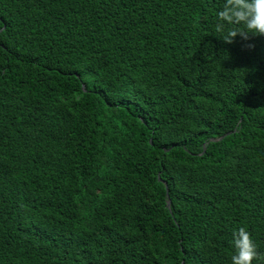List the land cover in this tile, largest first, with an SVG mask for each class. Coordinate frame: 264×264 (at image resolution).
Segmentation results:
<instances>
[{
  "label": "trees",
  "instance_id": "16d2710c",
  "mask_svg": "<svg viewBox=\"0 0 264 264\" xmlns=\"http://www.w3.org/2000/svg\"><path fill=\"white\" fill-rule=\"evenodd\" d=\"M223 3L0 0V264H232L240 226L264 264V34Z\"/></svg>",
  "mask_w": 264,
  "mask_h": 264
},
{
  "label": "clouds",
  "instance_id": "9594fccd",
  "mask_svg": "<svg viewBox=\"0 0 264 264\" xmlns=\"http://www.w3.org/2000/svg\"><path fill=\"white\" fill-rule=\"evenodd\" d=\"M216 31L224 40L231 41L240 33L247 39L249 33L264 34V0H224L216 13ZM234 251L232 264H253L260 258L257 246L246 227L233 230Z\"/></svg>",
  "mask_w": 264,
  "mask_h": 264
},
{
  "label": "water",
  "instance_id": "95a60500",
  "mask_svg": "<svg viewBox=\"0 0 264 264\" xmlns=\"http://www.w3.org/2000/svg\"><path fill=\"white\" fill-rule=\"evenodd\" d=\"M167 206H169V201L167 202Z\"/></svg>",
  "mask_w": 264,
  "mask_h": 264
}]
</instances>
